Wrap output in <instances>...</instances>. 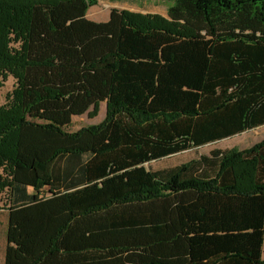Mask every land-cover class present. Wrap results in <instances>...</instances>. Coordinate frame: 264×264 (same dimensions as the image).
Wrapping results in <instances>:
<instances>
[{"label":"trees","instance_id":"1","mask_svg":"<svg viewBox=\"0 0 264 264\" xmlns=\"http://www.w3.org/2000/svg\"><path fill=\"white\" fill-rule=\"evenodd\" d=\"M0 0L4 264H264V0ZM107 104L97 124L74 116Z\"/></svg>","mask_w":264,"mask_h":264},{"label":"rangeland","instance_id":"2","mask_svg":"<svg viewBox=\"0 0 264 264\" xmlns=\"http://www.w3.org/2000/svg\"><path fill=\"white\" fill-rule=\"evenodd\" d=\"M173 3V0H98L96 5L91 6L87 11V17L95 21H106L109 18L111 9L129 10L133 12L160 14L168 18V8ZM16 85V80L12 75L7 78L0 77V106L7 103L8 95ZM107 104L105 101L100 102L98 110L94 113V107H91L89 112L74 116L69 130H78L83 126L100 123L106 116ZM264 139V126L258 127L231 138H226L218 142L202 146L198 150H190L178 155L162 158L152 161L146 166L152 170H159L171 166L184 163L191 158L196 157L200 153H209L213 148H232L240 149L248 148L260 140ZM9 191L0 192V243L4 244V223L7 219L6 212L2 208L7 207ZM0 247V256H1Z\"/></svg>","mask_w":264,"mask_h":264},{"label":"crops","instance_id":"3","mask_svg":"<svg viewBox=\"0 0 264 264\" xmlns=\"http://www.w3.org/2000/svg\"><path fill=\"white\" fill-rule=\"evenodd\" d=\"M264 126V125H263ZM262 127V126H261ZM178 154H180V153H178ZM178 154H176V155H178ZM175 156V155H174ZM172 157V156H171ZM2 210L3 211H5L6 212V217H7V210H6V208H2ZM3 230H4V237H5V240H4V244H3V242L1 241V243H0V247H1V256H0V264H4L5 263V249H6V245H7V241H6V230H7V219H6V221H5V223H4V226H3ZM263 258H264V249H263Z\"/></svg>","mask_w":264,"mask_h":264}]
</instances>
